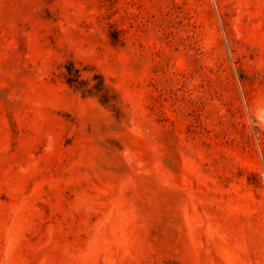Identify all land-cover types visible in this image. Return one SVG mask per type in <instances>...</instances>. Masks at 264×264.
Masks as SVG:
<instances>
[{"label":"rangeland","instance_id":"rangeland-1","mask_svg":"<svg viewBox=\"0 0 264 264\" xmlns=\"http://www.w3.org/2000/svg\"><path fill=\"white\" fill-rule=\"evenodd\" d=\"M0 264H264V0H0Z\"/></svg>","mask_w":264,"mask_h":264},{"label":"trees","instance_id":"trees-1","mask_svg":"<svg viewBox=\"0 0 264 264\" xmlns=\"http://www.w3.org/2000/svg\"><path fill=\"white\" fill-rule=\"evenodd\" d=\"M69 82H70V83H73V82H74V79L70 77V78H69Z\"/></svg>","mask_w":264,"mask_h":264}]
</instances>
